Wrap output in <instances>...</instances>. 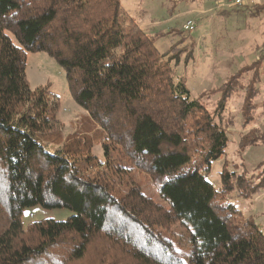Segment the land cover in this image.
Segmentation results:
<instances>
[{
    "label": "trees",
    "instance_id": "1",
    "mask_svg": "<svg viewBox=\"0 0 264 264\" xmlns=\"http://www.w3.org/2000/svg\"><path fill=\"white\" fill-rule=\"evenodd\" d=\"M253 4L242 10L264 12V5ZM188 21L195 29L197 21ZM185 24L167 32L178 40L160 52L155 40L164 33L148 34L121 0H0V264H50L56 254L49 250L57 248L68 264L90 252L97 264H264L263 232L229 198L264 192V158L249 176L228 170L224 160L225 111L239 91L236 150L261 145L264 152V131L247 130L255 121L264 42L253 67L191 99L177 72L193 60L194 39L187 55L178 48L190 32ZM39 52L56 60L72 99L101 132L102 159L86 138L75 139L72 153H49L38 141L54 122L50 92L31 91L25 76L27 53ZM251 70L243 85L239 79ZM212 95L218 97L208 110L202 99ZM222 158L216 189L207 177ZM135 172L154 181L162 204L132 185L127 177ZM36 207L72 214L24 226L23 213ZM176 224L184 230V249L161 233Z\"/></svg>",
    "mask_w": 264,
    "mask_h": 264
},
{
    "label": "rangeland",
    "instance_id": "2",
    "mask_svg": "<svg viewBox=\"0 0 264 264\" xmlns=\"http://www.w3.org/2000/svg\"><path fill=\"white\" fill-rule=\"evenodd\" d=\"M235 7L239 8L240 6L226 0H121V8L135 21L144 20L147 24L152 20L155 21L149 32L153 35L164 33L155 40V47L160 52H165L172 43L178 40L176 39L177 36L167 33L170 29L179 30L182 24L191 18L197 21L196 28L190 32H185L182 36L184 39L181 38L185 41V46L187 44L188 46L185 47L181 44L178 47L179 49L183 47L180 52L184 51L187 55L190 41H193L192 39L195 41L193 60H189L184 68L181 64L182 67L177 70L178 76L184 78L191 99L198 98L202 92H209L218 88L226 81L227 77L237 72V70L240 71L248 65L251 66L258 55L255 53L257 46H263L264 12L256 16H249L248 11L240 10L237 12ZM222 11H227L229 14L221 15ZM175 14L180 15L170 20V17ZM145 30L147 31V29ZM253 75L254 71L251 70L245 79L243 75L239 81L244 85ZM25 76L31 91L37 88H47L51 94L48 105L51 109L50 113L53 114L54 122L50 126L49 132L38 137V141L44 146V149L49 153L58 150L72 153L71 149L74 148V143L77 142L75 139L82 140L86 138L88 143L91 144L92 154L102 159L103 152L98 142L101 141L103 136L96 126H92L88 122L87 112L77 106L72 99L64 72L56 60L44 52L27 53ZM260 77L259 85H257L259 93L254 100L255 121L247 127V130L255 127L264 131V72ZM247 84H249V81ZM236 94L229 99L225 111V120L229 125V144L224 160L228 170L241 172L244 169L249 176L254 168L259 171L256 166L262 162L264 152L261 145L247 148L242 152L236 150L239 136L242 133L240 110L244 103V92L239 91ZM213 95L210 98L202 99L208 110L213 109L217 100L218 96ZM78 142L80 143V141ZM222 161L223 158L213 165L211 173L207 177L208 182L216 189L219 187L218 175L222 167ZM127 179L132 181L133 186L140 187L144 194L150 196L156 204H162L155 193L154 181L147 174L135 172L130 174ZM126 188V183H123L122 188L120 187L119 190L124 191ZM119 190L114 188V192L121 195ZM235 197L232 195L229 198L237 200ZM263 199L264 192L245 200L251 202L250 209L253 210V213L247 205H244V216L248 217L247 212H249L252 215L251 220L264 234ZM240 200L244 199H238V201ZM238 201L235 202L237 207H239ZM71 214L67 209L43 210L36 207L26 210L21 220L23 225L26 226L30 222H39L44 219L63 221L69 218ZM1 217L4 219L0 207V229L4 226ZM183 231L176 224L172 225L171 229L163 230L161 233L184 249L182 247L184 243L181 244L179 241ZM49 251L52 255L56 254L54 261H49L50 264H60V261H63V264H68L61 249L57 248ZM96 259L97 254L90 252L82 261L71 262L70 264H97Z\"/></svg>",
    "mask_w": 264,
    "mask_h": 264
},
{
    "label": "crops",
    "instance_id": "3",
    "mask_svg": "<svg viewBox=\"0 0 264 264\" xmlns=\"http://www.w3.org/2000/svg\"><path fill=\"white\" fill-rule=\"evenodd\" d=\"M226 1H233V0H226ZM256 1V4H259V5H264V0H255ZM244 4L245 5H247V6H244ZM254 5L255 4H248V3H246V2H243V4L239 7V8H236V10H237V12L238 11H240V10H242V9H244V8H252V7H254ZM180 14H175V15H173V16H171L170 17V20H172L173 18L175 19V18H177L178 16H179ZM192 19V18H191ZM188 20H186L183 24H182V26L187 22ZM137 23H138V25L141 27V28H143V29H147V31L146 32H148V34H150V30L152 29V25L154 24V22L155 21H151V22H148L149 24H147V22H145L144 20H140V21H136ZM181 26V27H182ZM150 35H153V34H150ZM264 200V199H263ZM231 201H234V202H237L238 201V199L237 200H234V198H232L231 199ZM238 205H239V210L244 214V205H247V207L250 209V207L252 206L251 205V202H249V201H245V200H240V201H238ZM251 210V209H250ZM253 210H251V212H252ZM253 213V212H252ZM247 214H248V217L249 218H251V214L249 213V212H247Z\"/></svg>",
    "mask_w": 264,
    "mask_h": 264
},
{
    "label": "built area",
    "instance_id": "4",
    "mask_svg": "<svg viewBox=\"0 0 264 264\" xmlns=\"http://www.w3.org/2000/svg\"><path fill=\"white\" fill-rule=\"evenodd\" d=\"M244 0H235L234 2L231 1L232 4L241 6ZM249 3H254V0H248ZM194 23L192 21H188L185 26L183 27L186 31H191L193 29Z\"/></svg>",
    "mask_w": 264,
    "mask_h": 264
}]
</instances>
